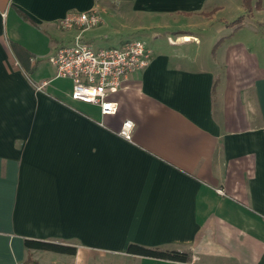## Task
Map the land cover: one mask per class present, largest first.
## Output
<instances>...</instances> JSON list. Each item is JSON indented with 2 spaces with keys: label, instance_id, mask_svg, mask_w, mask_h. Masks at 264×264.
I'll return each instance as SVG.
<instances>
[{
  "label": "crops",
  "instance_id": "1",
  "mask_svg": "<svg viewBox=\"0 0 264 264\" xmlns=\"http://www.w3.org/2000/svg\"><path fill=\"white\" fill-rule=\"evenodd\" d=\"M228 2L0 0V264H264V37L229 25L236 14L220 17ZM123 3L167 19L166 35L144 40L151 63L124 78L110 95L116 112L101 116L71 100L49 57L77 33L59 20ZM130 25L83 36L117 45ZM10 42L31 53L30 73ZM130 243L191 260L128 254Z\"/></svg>",
  "mask_w": 264,
  "mask_h": 264
},
{
  "label": "built area",
  "instance_id": "2",
  "mask_svg": "<svg viewBox=\"0 0 264 264\" xmlns=\"http://www.w3.org/2000/svg\"><path fill=\"white\" fill-rule=\"evenodd\" d=\"M101 23L102 17L94 9L71 12L59 20L60 28L79 31L67 45L57 48L49 61L54 67L53 78L71 81V100L95 105L105 116L117 110L110 95L121 87L129 73L145 69L153 54L140 38L125 39L118 45L93 46L84 39L83 32ZM132 127L130 120L125 121L121 133L129 137Z\"/></svg>",
  "mask_w": 264,
  "mask_h": 264
},
{
  "label": "rangeland",
  "instance_id": "3",
  "mask_svg": "<svg viewBox=\"0 0 264 264\" xmlns=\"http://www.w3.org/2000/svg\"><path fill=\"white\" fill-rule=\"evenodd\" d=\"M257 0H252V4ZM238 0H231V2L226 3L225 10L220 14V17H224L226 19H230L231 16H235V14L238 12ZM105 9L101 8H93L96 10L100 15H103L102 23L94 28H91L89 30H86L83 32V34L87 31L94 30L96 35H102L103 36H109V37H116L120 35V32H123V28L127 25H130L132 27H138L137 31L133 32L132 34H129L126 38H140L146 41L150 40V37L153 35H162L165 36L166 32L163 31V26L165 23L168 22L167 19H161V18H150L148 16H144L141 13H131L129 10V5L122 4V6H119V8L112 4H105ZM238 15V14H236ZM181 21V20H180ZM188 20H182L181 24H187ZM243 28L246 29V31L254 34L261 35L264 37V0H260V6L259 9L253 8L250 12V15L244 20ZM120 28H122L120 30ZM79 29H77V32ZM100 37V39H101ZM99 39V38H98ZM173 39H177V37H174ZM171 41V39H169ZM69 43V42H68ZM68 43L64 44L67 45ZM94 44V43H93ZM107 44V43H103ZM116 45V44H114ZM118 45V44H117ZM93 46H99L94 44ZM107 46V45H102ZM250 53L252 51V47H250ZM252 57V56H251Z\"/></svg>",
  "mask_w": 264,
  "mask_h": 264
},
{
  "label": "trees",
  "instance_id": "4",
  "mask_svg": "<svg viewBox=\"0 0 264 264\" xmlns=\"http://www.w3.org/2000/svg\"><path fill=\"white\" fill-rule=\"evenodd\" d=\"M241 4L243 6L244 12L239 14L232 22L229 23V25L235 26L241 24L250 15V12L253 8L259 9L260 0H257L254 5L252 4V0H241ZM10 47L13 54L16 56L27 73H30L34 68V64L33 66H30L32 62L31 60L33 58L31 53L15 42H10ZM24 245L27 249L47 250L62 254H75L76 251L75 247L70 245L39 239H25ZM126 252L128 254L178 262H188L191 260V254L186 251L168 249L162 250L135 243H130L127 246ZM27 262H30L31 264H38L36 261H33L30 256L27 257Z\"/></svg>",
  "mask_w": 264,
  "mask_h": 264
},
{
  "label": "bare ground",
  "instance_id": "5",
  "mask_svg": "<svg viewBox=\"0 0 264 264\" xmlns=\"http://www.w3.org/2000/svg\"><path fill=\"white\" fill-rule=\"evenodd\" d=\"M187 39H189V38H187Z\"/></svg>",
  "mask_w": 264,
  "mask_h": 264
}]
</instances>
